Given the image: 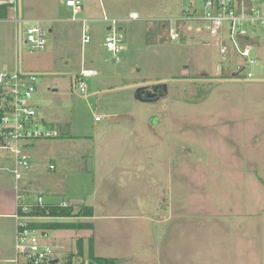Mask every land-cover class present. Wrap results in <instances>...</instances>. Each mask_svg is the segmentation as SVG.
Wrapping results in <instances>:
<instances>
[{
  "label": "rangeland",
  "instance_id": "374dc122",
  "mask_svg": "<svg viewBox=\"0 0 264 264\" xmlns=\"http://www.w3.org/2000/svg\"><path fill=\"white\" fill-rule=\"evenodd\" d=\"M84 1V13L58 15V23L30 20L24 1L19 18L16 1L12 22H0V73L37 74L35 106L49 122L68 120L73 136L56 124L60 137L33 141L20 189L31 201L43 190L44 204L94 209V218L66 222L117 224L114 239L50 232L60 262L89 264L92 250L119 264H264V73L257 81L217 77L219 49L203 22L179 21L181 39H169L171 20L185 11L201 16L205 0ZM104 13L122 20L118 58L104 46ZM87 17L92 40L83 44ZM18 23L46 30L47 49L32 51L24 33L20 45ZM251 38V55L264 67V29ZM83 71L92 73L83 78L86 93L74 89ZM162 81L167 94L152 103L136 100L134 88L117 90ZM130 111L135 116L126 117ZM13 168L11 153L0 149L1 215L14 192ZM1 215L0 259L10 252L15 259V220Z\"/></svg>",
  "mask_w": 264,
  "mask_h": 264
},
{
  "label": "built area",
  "instance_id": "2783aa9c",
  "mask_svg": "<svg viewBox=\"0 0 264 264\" xmlns=\"http://www.w3.org/2000/svg\"><path fill=\"white\" fill-rule=\"evenodd\" d=\"M66 6L72 9L73 16L76 17L82 12L84 4L82 0H67ZM203 8L201 16H198L197 10L185 11L181 18L175 19V24L171 20L169 39H181L180 30L176 26L179 21L185 24L203 22L207 24L211 44L219 49L216 76L229 80L256 81V74L262 72L257 66L262 65L251 55L252 44L255 42L251 38V32L264 29V0H205ZM103 16L102 22L109 25L104 46L118 58L125 42L119 27L122 20L111 19L105 13ZM86 22L81 21L83 44H89L92 40L91 29ZM24 34L25 42L32 51L47 49L46 30L33 26ZM90 76V71H83L79 77H75L74 89L86 93V86L82 82L83 78ZM37 82V74L26 72L21 67L14 72L0 73V149L9 151L14 158L11 173L15 180L16 201V213L12 216L17 222L15 264H51L52 260L58 259L57 251L48 243L50 232L29 226V222L36 219L30 213L44 206L43 190L37 192L34 201H31L29 191H22L19 186L24 179V170L30 167V156L26 153L28 144L36 140L60 137L56 128L46 125L44 114L34 104ZM62 206L70 205L64 203Z\"/></svg>",
  "mask_w": 264,
  "mask_h": 264
},
{
  "label": "crops",
  "instance_id": "0c3cea01",
  "mask_svg": "<svg viewBox=\"0 0 264 264\" xmlns=\"http://www.w3.org/2000/svg\"><path fill=\"white\" fill-rule=\"evenodd\" d=\"M16 1L18 2L17 3V10H18V14H19L18 16H19V18H21L20 17V13H19V0H10L9 2L14 4ZM22 1H24V3H25V8H26V10L28 12V15H29L28 17H29L30 20H31V18H33L32 16H37V18H38L37 21H39V22L40 21L41 22L52 21L53 23H58L60 21L57 18L58 15L63 14V15H68V16L71 15V16H73L72 9H70V8H68L66 6V1L67 0H22ZM82 1H83V4H84V7H83V10H82V12L80 14L84 13V11H85V1L84 0H82ZM0 2L5 3V1H0ZM15 8H16V6H15ZM15 8H14V10H16ZM36 11H39V12L36 13ZM88 15H91V14H88ZM89 17H87V18H89ZM13 19L14 18H11L8 21L12 22ZM84 20L87 21V20H92V19L89 18V19H84ZM18 26H19V28H17L18 29L17 30V37L20 40V45H21V30H23V27H22V24L21 23H18ZM50 32H53L52 29H50ZM22 38H23V35H22ZM162 82H165L167 84L166 81H162ZM134 85H131V86L128 85L129 87H127V86L126 87H119V88H117V90H129V91H131V89H133L132 86H134ZM134 114H136V113H134ZM134 114H133L132 111H130V112L125 113L124 115L126 117H128V116H133ZM109 116H112V114L111 115H108L107 117H109ZM115 116L117 118H122L123 117L122 115H115ZM56 118H57V120L55 121V116H54V120H50V122L47 121L46 118H45L44 120H45L46 125L47 126H51L53 128H56L57 125H59V126H62L63 125V128L67 129L68 132H69V133L68 132H65L66 135L69 138L73 137L72 135H70L71 134L70 133V130H69L70 129V127H69L70 122H68V120H67V122L62 123L58 117H56ZM56 129H58V128H56ZM30 146H33V142H30L28 144V148ZM51 166H53V165H51ZM50 169H51V167H50ZM52 170H56V167H54V169H52ZM44 196H45V193H44ZM111 201L112 200H107V201H103V203H105L106 205H108V204L109 205H112L113 202H111ZM69 204H70V206L73 207V205H72L71 202ZM82 204H84V203H82ZM49 205H55V204H49ZM83 207H85V206H83ZM83 207H81V208H83ZM15 209H16V201H15V194L13 192V195H10L9 196L8 212L6 214H3V215L0 214V215L1 216H8V217L11 218L12 213H13V211ZM11 219H14V218H11ZM83 223H92V224H94L93 230H75V231H88L89 232V238L95 236L96 232L100 234V238H102V233H105L106 236L109 235L110 238L112 237V239H114V237L117 236V235L114 236L115 234H114V232L112 230V228L115 227L116 222H114L115 224H113V222H103L102 224H97L98 222H83ZM116 226H117V224H116ZM10 231H11V233H10L11 235L10 236L12 238L13 244H15L16 243V233H17V222L16 221L15 222H11V230ZM85 240L86 239L84 238V242H85ZM14 250H15V247H14ZM89 250H90V247H89ZM96 252H97V247H96ZM15 255H16V252H15ZM3 258L4 259H0V261H4L7 264H15L14 263V259L12 257V252H10L7 256H3ZM105 258H107V257H105ZM120 258H132V257H128V256L127 257H123V256H121ZM117 259H119V258H117Z\"/></svg>",
  "mask_w": 264,
  "mask_h": 264
},
{
  "label": "trees",
  "instance_id": "16d2710c",
  "mask_svg": "<svg viewBox=\"0 0 264 264\" xmlns=\"http://www.w3.org/2000/svg\"><path fill=\"white\" fill-rule=\"evenodd\" d=\"M5 1V3L0 4V21H8L13 16V11L15 5L10 3V0H0ZM30 216L38 219H51L58 220L53 222H38L32 220L29 222V226L38 230H43L47 232H52L56 230H93V226L90 223L83 222H66V219L72 218H93L95 216L94 209L92 207L85 206L80 208L78 212H75L72 206L63 207L61 205H49L44 204L43 207H38ZM64 220V221H62ZM79 255H84L83 249L81 247V240H79ZM92 249V248H91ZM58 264H73L72 259L65 261L64 263L59 262ZM89 264H119V259L117 258H105L96 257L91 250L89 256Z\"/></svg>",
  "mask_w": 264,
  "mask_h": 264
},
{
  "label": "water",
  "instance_id": "95a60500",
  "mask_svg": "<svg viewBox=\"0 0 264 264\" xmlns=\"http://www.w3.org/2000/svg\"><path fill=\"white\" fill-rule=\"evenodd\" d=\"M19 13L20 17L22 16V1L19 0ZM21 28V27H20ZM27 30H21V43H22V35ZM258 69H260L264 73V67L263 66H257ZM260 81V80H258ZM153 86V89L151 88ZM135 90V98L138 101H141L143 103H152L154 101L159 100L161 97L165 96L167 94V84L165 82H159V83H151V84H141V85H134L132 86ZM151 88V89H149ZM162 89V93H158V89ZM149 89V90H148ZM147 91V92H146ZM60 262L59 259L52 260L51 264H58Z\"/></svg>",
  "mask_w": 264,
  "mask_h": 264
},
{
  "label": "flooded vegetation",
  "instance_id": "af4514ba",
  "mask_svg": "<svg viewBox=\"0 0 264 264\" xmlns=\"http://www.w3.org/2000/svg\"><path fill=\"white\" fill-rule=\"evenodd\" d=\"M230 80H233L234 81V79H230ZM236 80V79H235ZM151 88L153 89V86H151ZM151 88H149V89H151ZM148 89V90H149ZM147 92V91H146ZM158 93H162V89L160 88V89H158Z\"/></svg>",
  "mask_w": 264,
  "mask_h": 264
}]
</instances>
